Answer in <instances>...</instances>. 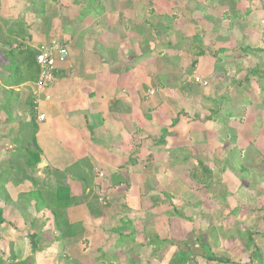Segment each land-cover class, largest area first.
Segmentation results:
<instances>
[{
	"label": "crops",
	"instance_id": "0c3cea01",
	"mask_svg": "<svg viewBox=\"0 0 264 264\" xmlns=\"http://www.w3.org/2000/svg\"><path fill=\"white\" fill-rule=\"evenodd\" d=\"M171 1L0 0L1 181L13 172L0 183L3 264H33V254L37 264H170L180 251L207 264L206 246L239 241L235 228L220 237L224 219L245 222L238 236L255 233L233 210L222 216L201 201L232 128L222 109L235 103L212 106L226 92L231 53L216 48L226 40L220 21L197 26L200 0ZM51 41L69 57L38 93L34 57ZM35 100L42 123L32 120ZM203 168L207 187L191 180ZM221 198L218 189L214 203ZM234 244L229 259L249 264L254 246Z\"/></svg>",
	"mask_w": 264,
	"mask_h": 264
},
{
	"label": "rangeland",
	"instance_id": "374dc122",
	"mask_svg": "<svg viewBox=\"0 0 264 264\" xmlns=\"http://www.w3.org/2000/svg\"><path fill=\"white\" fill-rule=\"evenodd\" d=\"M163 1H166L167 4L172 2L171 0ZM191 2L193 5V1ZM197 4L199 13L201 14L199 15L200 19L197 26L201 28V25L204 24L211 25L214 19L220 21L222 29L219 30L218 38L225 37L226 40L217 42L216 48L225 49L228 53H231V56L225 55L231 59L230 61L227 60L228 64L230 63V66H228L229 75L224 78L227 83L226 86L224 84L226 92L219 91L215 99V105L212 104V106L216 109L219 107L221 109V105L217 104L220 100L223 102V98L224 102L227 99L229 102L235 103V106L232 104L231 109H222V114L232 121L231 132L228 131L227 133L223 129L225 134L223 135V150L220 153V155L222 154L221 158L224 163L223 168L221 167L223 170L220 168V171H222L214 174L216 187L210 189L211 191L208 192L207 198L202 196L201 198L204 199H201V201L206 200L207 208L211 207L213 210L215 208L222 216L227 215L228 212L233 210V214L239 220H245L246 218L247 228L249 231L255 232L252 233V237H254L253 241H256V244H258L259 235L256 232L261 233L264 231V79L254 77L253 75L248 77L247 72L252 69L259 70L261 73L264 72V0H213L212 4H209L207 0H200ZM215 5V10H210ZM227 14L230 18H225ZM222 16L223 21L220 19ZM232 25L235 28L228 30L227 28ZM207 29L211 28L208 27ZM225 32H228V34ZM207 37L209 38L210 35H207ZM227 61L225 60L222 63L224 64ZM236 68L238 69V73H235ZM217 79L220 78L217 77ZM205 82L208 86L209 83ZM221 86L222 88L224 87L223 85ZM234 100H237V102H234ZM208 101L210 103V100ZM21 143L23 142L21 141ZM17 173L15 176L19 179L20 174ZM10 177H13V172L7 173L6 181H9ZM6 181H1V186H4ZM218 189L219 193H222V202L217 204L214 203L213 199ZM43 190L41 189L42 196L45 197L47 192ZM3 191V189L0 190L2 194L0 198L2 199L8 197ZM205 192H207L206 189H204L202 194ZM36 195L37 193H34L32 196ZM41 202L43 201L41 200ZM250 212H252L251 215ZM210 223L207 222L206 224L209 226ZM242 223L238 220L232 223L230 218L223 220L221 228L224 230L225 235H220V237L228 239L227 230L235 228V233L232 236L239 237V241L237 242L236 239L232 238L226 244L218 242V238V246L216 245V248L215 245L213 246L214 243L209 244L214 253L217 252V255H222L220 257L226 256L227 258L232 257V259H236V253L230 256L232 251H235L232 250L231 243L234 242L236 243L234 246H238L240 242V249L243 250L242 243L248 242L245 234L242 236L237 235V232L242 231L244 228L241 225ZM211 239L214 241V237ZM259 245L264 246V240ZM209 249L206 246L202 255H210L212 252ZM12 250L16 252L15 245ZM190 254L186 253L184 255L182 258L183 262L175 259L176 261L170 264H205L204 260L199 259L190 260L191 262H189L187 256H190ZM195 255L193 254V256ZM15 256L17 255L14 254L13 257ZM31 257L33 264H37L38 256L33 254ZM16 258L18 264H29V261L24 262V260H20L19 256ZM16 258L13 260H16ZM244 262H247V258ZM207 264L216 263L209 262Z\"/></svg>",
	"mask_w": 264,
	"mask_h": 264
},
{
	"label": "built area",
	"instance_id": "2783aa9c",
	"mask_svg": "<svg viewBox=\"0 0 264 264\" xmlns=\"http://www.w3.org/2000/svg\"><path fill=\"white\" fill-rule=\"evenodd\" d=\"M68 57V46L58 41H51L39 48V54L36 57V63L39 67V77L36 82L38 93L43 92L54 83L60 65L64 64L68 60ZM194 81L204 87L207 86V83L200 77L195 76ZM32 110L36 114V123L45 121V117L40 113L37 100L33 102ZM95 173L98 177H103V174L99 171L95 170Z\"/></svg>",
	"mask_w": 264,
	"mask_h": 264
},
{
	"label": "trees",
	"instance_id": "16d2710c",
	"mask_svg": "<svg viewBox=\"0 0 264 264\" xmlns=\"http://www.w3.org/2000/svg\"><path fill=\"white\" fill-rule=\"evenodd\" d=\"M226 18H230L228 16V14L226 15ZM38 54H39V51H38ZM36 57L37 56L34 57L35 61H36ZM38 70H39V67H38ZM251 75H253L254 77H257V78L259 77L260 79H264V72L261 73L259 70H256V69H252V70H249L247 72V76L248 77H250ZM38 76H39V73H38ZM30 108H31V111H32V106L31 105H30ZM35 118H36V114L32 111V120H35ZM33 154L37 155L35 153H33ZM36 162H38V157H36V160L34 161V164H33L34 167H36V165H37ZM191 180L194 183H196V184H199V185H202L204 187H207V185L211 181L209 171L207 169L203 168V170H202V172L200 174H192L191 175ZM36 193H37V196H38V192L37 191L35 192V194ZM4 223H6V221L4 219L3 210L0 209V228H1V226ZM245 235L247 237V241L249 242V244L254 246V249H253L252 254L250 256L249 264H263V260L261 258V253H260L259 249H257V247L253 244L252 233L251 232H245ZM201 254H203V253H201ZM184 255H186L185 252L180 251L178 254H176L174 256L172 262L176 261L177 259L180 262H183L184 260L182 258L184 257ZM202 257L205 258L208 262H214V263H217V264H234L229 258H227V257H217L213 253H211L208 256L202 255ZM0 264H3L1 262V260H0Z\"/></svg>",
	"mask_w": 264,
	"mask_h": 264
},
{
	"label": "water",
	"instance_id": "95a60500",
	"mask_svg": "<svg viewBox=\"0 0 264 264\" xmlns=\"http://www.w3.org/2000/svg\"><path fill=\"white\" fill-rule=\"evenodd\" d=\"M43 162H44V161H42V163H43ZM39 168H41V164H40Z\"/></svg>",
	"mask_w": 264,
	"mask_h": 264
}]
</instances>
